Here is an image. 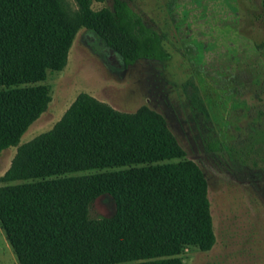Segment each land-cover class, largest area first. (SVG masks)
<instances>
[{
    "label": "trees",
    "instance_id": "obj_1",
    "mask_svg": "<svg viewBox=\"0 0 264 264\" xmlns=\"http://www.w3.org/2000/svg\"><path fill=\"white\" fill-rule=\"evenodd\" d=\"M98 2L102 0H96ZM0 0V153L15 147L0 183V226L18 264H183L186 246L215 244L207 183L159 114L126 113L79 93L54 126L20 144L51 101L41 84L65 68L80 29L125 65L167 57L161 36L122 0ZM193 87V86H192ZM191 107L207 116L197 90ZM209 152L219 140H205ZM120 168L119 170H111ZM98 171L87 175L77 173ZM102 195L110 217L91 219Z\"/></svg>",
    "mask_w": 264,
    "mask_h": 264
},
{
    "label": "rangeland",
    "instance_id": "obj_2",
    "mask_svg": "<svg viewBox=\"0 0 264 264\" xmlns=\"http://www.w3.org/2000/svg\"><path fill=\"white\" fill-rule=\"evenodd\" d=\"M122 1L161 36L167 57L125 65L97 33L80 29L65 68L41 82L51 101L20 144L50 130L82 92L121 112L159 114L185 152L167 162L190 160L203 174L216 237L207 252L184 247L183 264H264V0ZM112 4L93 0L92 8ZM192 86L207 116L191 107ZM212 136L220 151L205 150ZM15 152L0 153V177ZM114 213L109 195L89 208L91 219ZM1 232L0 264H18Z\"/></svg>",
    "mask_w": 264,
    "mask_h": 264
},
{
    "label": "crops",
    "instance_id": "obj_3",
    "mask_svg": "<svg viewBox=\"0 0 264 264\" xmlns=\"http://www.w3.org/2000/svg\"><path fill=\"white\" fill-rule=\"evenodd\" d=\"M0 231H2V230H0ZM1 233H4L3 231L1 232ZM8 243V242H7ZM7 245V247H8V250H9V252H10V254L12 253V249H11V246L9 245V243L8 244H6ZM13 254V253H12Z\"/></svg>",
    "mask_w": 264,
    "mask_h": 264
},
{
    "label": "flooded vegetation",
    "instance_id": "obj_4",
    "mask_svg": "<svg viewBox=\"0 0 264 264\" xmlns=\"http://www.w3.org/2000/svg\"><path fill=\"white\" fill-rule=\"evenodd\" d=\"M132 65V64H131ZM206 150V149H205ZM207 151V150H206ZM207 152H209V151H207ZM217 152V151H216Z\"/></svg>",
    "mask_w": 264,
    "mask_h": 264
}]
</instances>
